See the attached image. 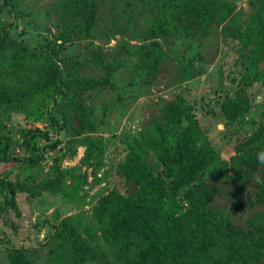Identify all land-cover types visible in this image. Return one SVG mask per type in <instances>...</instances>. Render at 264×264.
<instances>
[{"label": "trees", "instance_id": "16d2710c", "mask_svg": "<svg viewBox=\"0 0 264 264\" xmlns=\"http://www.w3.org/2000/svg\"><path fill=\"white\" fill-rule=\"evenodd\" d=\"M238 1L0 0V116L22 117L0 120V164L17 166L0 174V245L19 228L20 194L76 208L54 212L36 246L5 247L0 264H264V0ZM38 2L48 34L28 41L18 20L41 27L29 18ZM221 40L240 66L231 85L188 101L174 89L207 73ZM160 86L170 95L145 103L139 127L125 125ZM197 108L234 140L227 159ZM78 147L77 164L62 166ZM110 171L119 186L89 195Z\"/></svg>", "mask_w": 264, "mask_h": 264}, {"label": "rangeland", "instance_id": "374dc122", "mask_svg": "<svg viewBox=\"0 0 264 264\" xmlns=\"http://www.w3.org/2000/svg\"><path fill=\"white\" fill-rule=\"evenodd\" d=\"M30 3L32 0H27ZM237 6L245 9L246 2L245 0H239L237 2ZM31 22L34 24H40L41 27L33 28L31 23L27 21L26 17L19 19L20 29H24L27 32L24 33L23 39L28 41L39 40V37L35 36L36 34L44 35L48 34L46 30L43 28L42 23L44 21H49L50 15H45V6L38 2L31 8ZM143 18L141 16H137L134 19V23L141 26ZM48 25V24H47ZM234 30H239V24H236ZM115 40L110 41L109 45H112ZM116 42V41H115ZM131 43H135L134 40H131ZM220 45L223 47V42L219 41ZM226 52V53H225ZM233 54L227 50L220 48L218 52H216L214 60L211 64L208 65V71L204 75H201L197 78L192 79L191 81H187L182 85V87H176L174 91H178L182 89L183 96L188 101L197 100L200 95H205L206 98L212 96L211 89L216 88L218 83L221 82V88L229 87L228 75L233 69H239L240 66L236 64H232L231 58ZM220 73V76H218ZM172 90V89H171ZM167 91V92H166ZM170 89H164L160 86L158 89H153L148 96H140L137 98L135 104L131 107L129 112L126 114L122 122L129 126L130 128L139 127L138 123L143 119L144 116L147 115L149 109L145 108V103L148 102L149 99H154L157 97V94L162 95L167 98L170 93H168ZM264 94V92H263ZM264 97L261 93L256 95V101H262ZM259 108H255L252 114L253 118L258 117ZM196 117L200 126L206 131L209 141L215 146L218 152V157L221 159H227L230 155L233 154V144L234 140L232 138H228L224 136L220 131H222V127H218L219 116L217 113L215 114H205L203 109L197 108L195 111ZM10 119L13 123V127L16 125H20L22 123V117L17 114H11L8 116H0V120L2 122H7ZM35 125L40 126V124L35 123ZM250 127V125H248ZM82 148L78 147L76 150V154L70 158L65 159L61 162L62 166H71L76 165L79 156L81 155ZM124 153L123 147L121 145L109 146L108 151L106 152V159L109 157L115 156V160H117ZM43 164L44 169L46 168V163ZM17 171V166H12L10 164H0V174H5V176L9 178H13L14 173ZM26 171H30V168L26 169ZM89 179V178H88ZM106 184L95 185L91 189H89L88 194L91 195L93 192L101 189L104 185L111 187L113 184L119 186V182L117 178L114 176L112 171H110L106 175ZM113 183V184H112ZM114 185V186H115ZM103 193V191H102ZM18 206L21 210V218L18 220L19 228L15 233H11L10 230L5 229L7 233V237L9 239V243L4 245H0V259L3 258L5 247L11 246H19V245H32L36 246L38 243L42 241V239L46 236L47 232L51 229V224L56 220L52 217V214H55L58 217H63L68 215L74 211L76 208L72 205V203L67 202L65 199H62L59 196H51L45 192H42L40 196L36 199H31L29 201L24 199V195L20 194L17 198ZM85 208H89L90 204H86Z\"/></svg>", "mask_w": 264, "mask_h": 264}, {"label": "water", "instance_id": "95a60500", "mask_svg": "<svg viewBox=\"0 0 264 264\" xmlns=\"http://www.w3.org/2000/svg\"><path fill=\"white\" fill-rule=\"evenodd\" d=\"M218 127H222V125L221 124H218Z\"/></svg>", "mask_w": 264, "mask_h": 264}]
</instances>
